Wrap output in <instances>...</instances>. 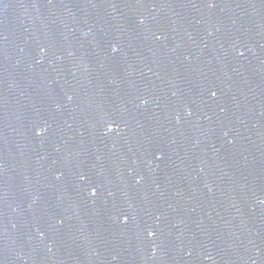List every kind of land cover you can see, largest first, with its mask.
Segmentation results:
<instances>
[{"label": "water", "instance_id": "1", "mask_svg": "<svg viewBox=\"0 0 264 264\" xmlns=\"http://www.w3.org/2000/svg\"><path fill=\"white\" fill-rule=\"evenodd\" d=\"M0 264H264V0H0Z\"/></svg>", "mask_w": 264, "mask_h": 264}]
</instances>
